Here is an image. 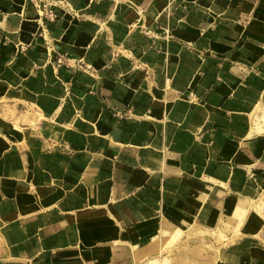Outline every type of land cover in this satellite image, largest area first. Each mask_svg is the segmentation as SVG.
Masks as SVG:
<instances>
[{
  "label": "crops",
  "instance_id": "obj_1",
  "mask_svg": "<svg viewBox=\"0 0 264 264\" xmlns=\"http://www.w3.org/2000/svg\"><path fill=\"white\" fill-rule=\"evenodd\" d=\"M176 235L264 264V0H0V264Z\"/></svg>",
  "mask_w": 264,
  "mask_h": 264
},
{
  "label": "rangeland",
  "instance_id": "obj_2",
  "mask_svg": "<svg viewBox=\"0 0 264 264\" xmlns=\"http://www.w3.org/2000/svg\"><path fill=\"white\" fill-rule=\"evenodd\" d=\"M165 238L166 237H164L163 239L157 238L154 240V242H152L149 246H147L148 248H151L154 252L147 254V255H144L141 259H139L140 260L139 264H144L147 261V259H146V261H144L145 258L164 259L165 256H167V255H168L169 261L171 260L172 264H175L176 262H180V260L183 263L182 256L180 258H178L181 254V253L179 254V252H183V250L186 251V249L188 247H191L192 253L195 250V247H194L195 246L194 244L196 241L195 237H194L195 239H193V237H192L190 242H187L186 239L181 238L180 235L179 236L176 235V236H174L170 239H167V240H165ZM158 246H159V250L157 249ZM187 252H189V250ZM202 252H204V248H202ZM193 255H194V253H193ZM150 261H152V262H150ZM148 264H155V260H152V259L149 260Z\"/></svg>",
  "mask_w": 264,
  "mask_h": 264
},
{
  "label": "built area",
  "instance_id": "obj_3",
  "mask_svg": "<svg viewBox=\"0 0 264 264\" xmlns=\"http://www.w3.org/2000/svg\"><path fill=\"white\" fill-rule=\"evenodd\" d=\"M48 15H49V16H53V14H52L51 12L48 13ZM62 61H63V58H62V57H59L58 60H57L58 63H60V62H62Z\"/></svg>",
  "mask_w": 264,
  "mask_h": 264
}]
</instances>
